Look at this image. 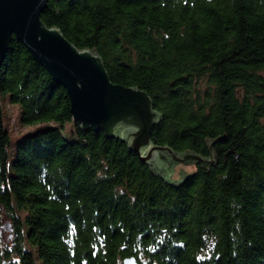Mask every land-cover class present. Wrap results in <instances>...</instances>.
Listing matches in <instances>:
<instances>
[{"label":"trees","instance_id":"1","mask_svg":"<svg viewBox=\"0 0 264 264\" xmlns=\"http://www.w3.org/2000/svg\"><path fill=\"white\" fill-rule=\"evenodd\" d=\"M41 20L147 93L153 144L206 157L213 141L217 162L155 177L75 126L66 91L13 40L0 97L40 127L12 147L0 105V264H264V0H48Z\"/></svg>","mask_w":264,"mask_h":264},{"label":"water","instance_id":"2","mask_svg":"<svg viewBox=\"0 0 264 264\" xmlns=\"http://www.w3.org/2000/svg\"><path fill=\"white\" fill-rule=\"evenodd\" d=\"M47 1L0 0V68L9 44L16 40L66 91L75 126L124 143L151 174L167 183L180 181L195 166L209 170L216 164L213 141L209 142L206 157L153 144L151 131L161 114L154 109L151 98L136 86L113 83L95 50H80L57 27L47 26L41 20ZM122 264L147 263L127 257Z\"/></svg>","mask_w":264,"mask_h":264},{"label":"rangeland","instance_id":"3","mask_svg":"<svg viewBox=\"0 0 264 264\" xmlns=\"http://www.w3.org/2000/svg\"><path fill=\"white\" fill-rule=\"evenodd\" d=\"M0 105L3 111L4 125L6 126L9 132L12 147L18 139L35 131L37 128L40 127V126H32V127L22 126L19 123V112H20L19 108L17 106L9 104L6 98L0 97ZM72 125L73 124L70 123L65 125V128L63 130L64 135H67L70 132Z\"/></svg>","mask_w":264,"mask_h":264}]
</instances>
